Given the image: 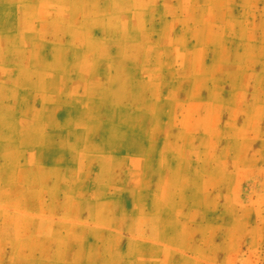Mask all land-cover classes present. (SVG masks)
<instances>
[{"label":"rangeland","instance_id":"1","mask_svg":"<svg viewBox=\"0 0 264 264\" xmlns=\"http://www.w3.org/2000/svg\"><path fill=\"white\" fill-rule=\"evenodd\" d=\"M0 264H264V0H0Z\"/></svg>","mask_w":264,"mask_h":264}]
</instances>
